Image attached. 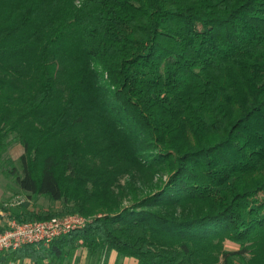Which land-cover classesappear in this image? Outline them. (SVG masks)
I'll list each match as a JSON object with an SVG mask.
<instances>
[{
    "label": "trees",
    "instance_id": "obj_1",
    "mask_svg": "<svg viewBox=\"0 0 264 264\" xmlns=\"http://www.w3.org/2000/svg\"><path fill=\"white\" fill-rule=\"evenodd\" d=\"M0 170L96 216L13 259L264 264V0H0Z\"/></svg>",
    "mask_w": 264,
    "mask_h": 264
},
{
    "label": "crops",
    "instance_id": "obj_2",
    "mask_svg": "<svg viewBox=\"0 0 264 264\" xmlns=\"http://www.w3.org/2000/svg\"><path fill=\"white\" fill-rule=\"evenodd\" d=\"M15 162V161H14ZM1 172V170H0ZM24 194L15 186L12 180L6 175L0 173V231L8 227V222L12 216H19L28 212L33 214L54 211L60 208L56 203L51 204L46 209L40 207L34 199L28 198V202L21 204L18 201L13 202L16 198L23 197ZM44 199V198H43ZM49 247V246H48ZM8 252H0V264H103V258L92 256L87 249L79 247L75 250L68 251L63 257H52L33 260L28 257L13 259ZM108 264H138L134 258H119L116 253H112Z\"/></svg>",
    "mask_w": 264,
    "mask_h": 264
},
{
    "label": "built area",
    "instance_id": "obj_3",
    "mask_svg": "<svg viewBox=\"0 0 264 264\" xmlns=\"http://www.w3.org/2000/svg\"><path fill=\"white\" fill-rule=\"evenodd\" d=\"M90 220L76 214L38 222L12 220L0 233V252H13L37 244L48 247L53 241L84 228Z\"/></svg>",
    "mask_w": 264,
    "mask_h": 264
},
{
    "label": "rangeland",
    "instance_id": "obj_4",
    "mask_svg": "<svg viewBox=\"0 0 264 264\" xmlns=\"http://www.w3.org/2000/svg\"><path fill=\"white\" fill-rule=\"evenodd\" d=\"M22 154H23V148L20 145L15 144V145L11 146V148L9 149L8 156L12 159V161H15V162L18 163V159L20 158V156ZM19 165L20 164L18 163V166ZM121 183H123V182H121ZM18 200H19L18 203L24 204V203L28 202V197L25 195L24 198L23 197L16 198L13 202H16ZM33 202H35L37 205H39L40 207H42L44 209H46L47 207H49L50 204L52 206L54 205V203L50 202L49 200H47L45 198L43 199V197H36V198H34ZM58 205H59V203H58ZM124 205H128V203L125 202ZM59 209L54 210V211H59ZM40 214H43V213H40ZM44 214H46V213L44 212ZM76 215H78V214H76ZM82 217L87 218V219H89V218L90 219H93L96 216L95 217H89V218L88 217H85V216H82ZM225 249L227 251L233 252V251L239 250V246L236 245V244H234V243H231V242H226L225 243ZM236 262H238V261L236 260Z\"/></svg>",
    "mask_w": 264,
    "mask_h": 264
}]
</instances>
